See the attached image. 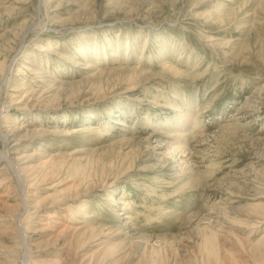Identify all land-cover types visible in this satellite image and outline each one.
I'll return each instance as SVG.
<instances>
[{
	"label": "rangeland",
	"instance_id": "1",
	"mask_svg": "<svg viewBox=\"0 0 264 264\" xmlns=\"http://www.w3.org/2000/svg\"><path fill=\"white\" fill-rule=\"evenodd\" d=\"M11 60L0 264H264V0H0Z\"/></svg>",
	"mask_w": 264,
	"mask_h": 264
},
{
	"label": "bare ground",
	"instance_id": "2",
	"mask_svg": "<svg viewBox=\"0 0 264 264\" xmlns=\"http://www.w3.org/2000/svg\"><path fill=\"white\" fill-rule=\"evenodd\" d=\"M39 14H41V3H40V6H39ZM40 16V15H39ZM35 24V26H39L40 24H41V22H39V20H38V23H34ZM33 24V25H34ZM31 26L32 25H29V27H25L24 29H23V31L21 32V34L19 35V37H20V39H19V42H20V47H23V45L25 44V40L27 39V35L29 34V32H30V30L32 29L31 28ZM41 26V25H40ZM88 58V57H87ZM69 59V61L68 62H72V60L70 59V58H68ZM12 63V60H11V62L9 61L8 62V64H5L4 65V63H2L1 64V67L3 68L2 69V75H1V85H0V89H1V86L3 85V84H6V75H7V73L11 70V64ZM74 64L75 65H77V66H80V64H77V62H74ZM82 65H84V67H83V69L84 70H89L90 68H92V66H91V64H88V63H84V64H82ZM167 65V64H166ZM4 66V67H3ZM35 70H37V69H35ZM96 70V69H95ZM175 70V69H174ZM173 70V71H174ZM171 71V70H170ZM176 71V70H175ZM183 72V71H182ZM106 73V70H104V71H98V72H96V73H94V74H92V75H90V79H92V81H96L97 80V78L98 77H101V75L103 74H105ZM108 74H110V73H108ZM131 74H135V71L133 70L132 72H131ZM133 75H131V76H129V77H127V79H125L124 81H126V82H129V83H131V82H133V79L134 78H132L133 77ZM140 75V76H139ZM138 76L139 77H145V76H147L148 77V75H146V74H144V73H139L138 74ZM135 81H137V80H135ZM94 83V82H93ZM136 83V82H135ZM133 87V86H132ZM61 89V87L59 88V89H57V90H60ZM31 94L33 95V92H31ZM22 98V97H21ZM0 99H1V97H0ZM186 111V110H185ZM183 114V113H182ZM183 116H185L184 114H183ZM188 117V116H187ZM198 120V119H197ZM177 124V123H176ZM197 126V125H196ZM181 127V126H180ZM190 127V126H189ZM186 128V127H185ZM172 131V130H171ZM177 131H179V130H177ZM182 132V131H181ZM177 133H179V132H177ZM7 134H8V132H7V130L6 131H0V139L1 140H3L4 141V143H6V141H7ZM175 135H177V134H175ZM179 136V135H178ZM178 136H176V137H178ZM180 137V136H179ZM184 144V143H183ZM186 146V145H185ZM186 149V148H185ZM9 150V149H8ZM8 150H2V151H0V159L2 160V161H4V163L7 165V167L9 168V170H11V172H12V174H14V176L16 177V179H17V182H18V184H20V202H21V206L23 207V206H25L26 205V198H25V194H24V192H23V190H24V184H23V182L21 181V175H20V173H18V171H17V169H15V167L13 166V164H12V161H11V158H10V155H8ZM16 228H17V232H18V236H19V243L22 245V248H23V253H22V258H21V264H27V261H28V259H29V257H28V255H29V247H28V243L25 241V237H24V229L21 227L20 228V226H16ZM17 259V258H16Z\"/></svg>",
	"mask_w": 264,
	"mask_h": 264
}]
</instances>
